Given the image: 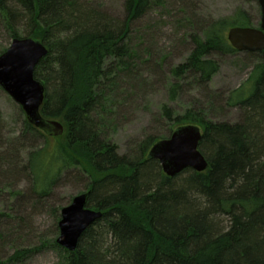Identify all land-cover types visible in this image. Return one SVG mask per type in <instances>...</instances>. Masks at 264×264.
Returning a JSON list of instances; mask_svg holds the SVG:
<instances>
[{"label":"trees","instance_id":"trees-1","mask_svg":"<svg viewBox=\"0 0 264 264\" xmlns=\"http://www.w3.org/2000/svg\"><path fill=\"white\" fill-rule=\"evenodd\" d=\"M151 4L127 0L121 22L79 0H0V25L9 41L24 38L20 26L26 21L25 38L47 47V57L34 72L46 90L41 114L65 130L63 136L51 137L25 119L21 145L27 135L44 140L29 150L27 171H22L33 184L28 198L47 195L74 171L86 179L87 206L103 213L75 252L53 240L60 252L58 264H264V52L250 53L257 63L230 98L231 106L244 112L242 122H214L194 110L175 116L163 107L176 129L201 128L199 147L209 163L205 172L188 169L167 177L160 163L148 158L160 141L153 137L141 144L135 159L119 155L109 141L106 126L114 118L117 82L136 68L131 26ZM233 27L254 23L239 10L233 18L211 23L203 35L191 36L189 57L171 71L173 100L187 77L209 86L221 68L215 55L238 53L227 38ZM250 82L253 92L245 96ZM20 149L0 155V174L10 173L6 165L23 161ZM17 197V205L23 206L20 193ZM46 247L48 241L38 248H17L0 264H25Z\"/></svg>","mask_w":264,"mask_h":264},{"label":"rangeland","instance_id":"rangeland-1","mask_svg":"<svg viewBox=\"0 0 264 264\" xmlns=\"http://www.w3.org/2000/svg\"><path fill=\"white\" fill-rule=\"evenodd\" d=\"M126 1L79 0V4L122 22L127 14ZM239 10L248 14L255 28L260 27L258 0H152L145 15L132 24L136 68L133 75L117 82L114 118L106 126L109 141L117 147L119 155L135 159L148 138L171 137L176 127L165 118V106L175 116L194 110L204 112L206 119L214 122L243 121L244 112L231 106L230 98L247 83L257 63L258 57L248 52L215 55L221 68L208 87L199 86L192 77H187L179 82L181 89L174 100L170 93L175 83L171 82V71L189 57L193 47L191 36L203 35L211 23L233 18ZM26 25L24 21L20 26L24 38L29 30ZM1 26L0 50L12 43ZM253 89L250 82L243 94L248 96ZM25 119L21 106L0 86V155L22 147L17 151L23 158L17 166L4 167L10 170L9 174H0V260L6 262L17 248H38L48 241V247L33 254L25 264H58L60 252L53 248L52 242H57L60 234L61 211L86 191V179L70 171L47 195L28 198L33 184L28 173L22 171H27L29 150L42 146L44 140L27 135L26 143L21 145L18 139L24 133ZM18 193L24 199L21 207L17 205Z\"/></svg>","mask_w":264,"mask_h":264},{"label":"water","instance_id":"water-1","mask_svg":"<svg viewBox=\"0 0 264 264\" xmlns=\"http://www.w3.org/2000/svg\"><path fill=\"white\" fill-rule=\"evenodd\" d=\"M258 3L261 8L260 27H233L227 34L229 43L237 52H264V0H258ZM48 53L47 47L34 38L13 40L0 56V86L21 106L29 124L51 137H61L65 131L63 125L46 120L41 114L46 90L34 78L35 69ZM201 140L199 126H182L170 138L158 141L150 149L148 158L158 161L169 178L188 169L205 172L209 163L200 151ZM88 195H77L61 211L57 244L72 253L77 250L82 235L103 217L101 211L87 206Z\"/></svg>","mask_w":264,"mask_h":264}]
</instances>
